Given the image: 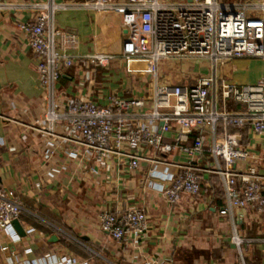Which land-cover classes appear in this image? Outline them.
I'll use <instances>...</instances> for the list:
<instances>
[{
    "label": "built area",
    "instance_id": "built-area-1",
    "mask_svg": "<svg viewBox=\"0 0 264 264\" xmlns=\"http://www.w3.org/2000/svg\"><path fill=\"white\" fill-rule=\"evenodd\" d=\"M69 8L91 9L100 18L119 16L125 29L120 54H72L79 43L77 34L54 23L56 12ZM17 9L34 12L32 20L17 25L37 60L45 105L30 124L11 118L5 122L44 138L42 162L35 165L38 188L58 179L67 169L66 161L82 167L83 177L102 175L110 181L111 158L118 157L125 159L129 172L146 162L147 186L156 187L168 204L185 195H198L202 173L207 172L219 177L223 189L221 215L252 206L264 217V173L253 166L258 157L244 143L242 133L248 129L264 134V0L0 1V10ZM117 58L127 73L152 77L149 97H124L106 90V77L97 79L96 69L107 68ZM187 59L201 60L207 66L188 80L159 82L160 62ZM234 59L257 60L253 68L261 69V74L255 82L238 83L219 76L218 63ZM76 63L90 66L76 81L75 88L84 91L82 95L58 88L60 77ZM231 103L241 108H230ZM166 133L171 141H164ZM27 137L26 132L20 133L21 140ZM177 154L186 159L177 160ZM202 156L210 160L208 165L202 166ZM248 161L252 162L248 168L236 167ZM154 179L166 183L156 186ZM21 208L12 190H0V233L10 243L21 237L13 224ZM97 220L100 230L119 244L128 240L136 247L149 232L147 214L136 205L102 209ZM230 240L244 264L242 245L264 244V235L248 238L234 230ZM0 249L9 251V245ZM138 257L140 264L164 263L143 251ZM57 264L84 263L63 254Z\"/></svg>",
    "mask_w": 264,
    "mask_h": 264
},
{
    "label": "crops",
    "instance_id": "crops-1",
    "mask_svg": "<svg viewBox=\"0 0 264 264\" xmlns=\"http://www.w3.org/2000/svg\"><path fill=\"white\" fill-rule=\"evenodd\" d=\"M0 1L21 4L40 0ZM33 16L34 12L28 9L0 10V190L14 192L22 207L18 216L20 224L25 229H33L15 243L0 233V247L9 245V251L0 249V264H57L63 254L73 256L76 263L140 264L141 251L159 256L163 264H240L239 253L230 240L233 231L248 238L264 235V217L252 206L234 208L230 214L221 215L223 189L215 174L202 173L199 194L185 195L175 204L166 203L156 187L147 186L149 165L146 162L138 170L129 172L124 166L125 159L118 157L111 158L110 181L102 175L83 177L82 167L66 161L67 169L58 179L46 188L36 186L40 180L35 165L42 162L44 138L33 135L23 126L15 130L5 122V118H11L30 124L45 105L37 60L27 36L17 25L32 20ZM54 23L59 29L77 34L79 43L70 51L72 54L102 51L119 55L121 52L125 29L117 15L100 18L91 9L69 8L56 12ZM256 63L239 68L241 81H256L261 74V69L253 68ZM170 64L160 62L159 76L163 75L161 68ZM89 68L87 64L76 63L67 69L58 81L59 90L82 95L84 91L75 88L76 81ZM96 72L97 79L106 77V90L124 97L151 94L152 77L127 73L119 58L107 68H97ZM241 81L234 80L245 83ZM229 107L238 109L241 105L231 103ZM22 131L28 135L26 140L20 139ZM242 133L244 143L258 157L253 166L264 173V134L256 135L248 129H242ZM163 137L164 141H171L169 133ZM11 147L15 150L11 151ZM176 159L183 161L186 156L177 154ZM200 161L202 166L210 163L204 156ZM251 165L248 161L237 163L236 167L244 169ZM154 181L156 186L166 183ZM129 193L133 194L132 198H127ZM129 205L143 208L148 218V235L136 247L128 240L121 244L115 242L100 230L97 220L102 209L124 210ZM53 235L55 241L50 240ZM241 253L244 264H264L263 243H245Z\"/></svg>",
    "mask_w": 264,
    "mask_h": 264
},
{
    "label": "rangeland",
    "instance_id": "rangeland-1",
    "mask_svg": "<svg viewBox=\"0 0 264 264\" xmlns=\"http://www.w3.org/2000/svg\"><path fill=\"white\" fill-rule=\"evenodd\" d=\"M256 61L255 59H234L230 63H218L219 76L225 77L229 81H241L239 78L241 76L239 68L242 65L255 64ZM205 66H207V64L201 60L187 59L185 61H176L175 63L161 68V75L162 73L163 75L159 76L158 80L160 83L164 84H171L181 77L183 81L188 80L190 77L199 74ZM226 68H232V70L226 72ZM250 81L249 79H244L241 82L248 83Z\"/></svg>",
    "mask_w": 264,
    "mask_h": 264
},
{
    "label": "water",
    "instance_id": "water-1",
    "mask_svg": "<svg viewBox=\"0 0 264 264\" xmlns=\"http://www.w3.org/2000/svg\"><path fill=\"white\" fill-rule=\"evenodd\" d=\"M13 224H14L15 229L17 230L18 234L21 237L25 236V234H26L25 233V230H24V228L22 227V225L20 224V222H19V220L17 218L14 219ZM50 240L51 241H55L56 240V237L53 235V236L50 237Z\"/></svg>",
    "mask_w": 264,
    "mask_h": 264
}]
</instances>
